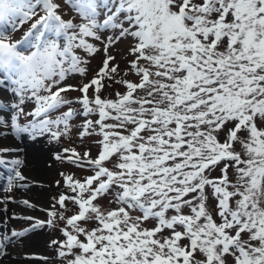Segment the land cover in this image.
I'll list each match as a JSON object with an SVG mask.
<instances>
[{
	"label": "snow or ice",
	"instance_id": "obj_1",
	"mask_svg": "<svg viewBox=\"0 0 264 264\" xmlns=\"http://www.w3.org/2000/svg\"><path fill=\"white\" fill-rule=\"evenodd\" d=\"M66 3L79 23L62 18L57 0H0V25L15 31L30 22L16 40L0 29V87L12 94L0 100V135L58 138L54 126L66 131L74 112L48 115L69 103L62 95L69 90L82 93L76 102L85 117L98 116L86 119L80 133L101 136L96 158L74 149L57 156L92 171L83 181L64 177L75 195L62 193L57 203L63 208L71 201L78 212L61 229L65 239L52 241L59 256L72 255L67 264H264V0ZM89 38L102 43L103 66L78 89L62 86L69 76L86 74L77 50L99 51ZM129 38L138 83L115 80L119 67L110 66L109 47ZM105 78L126 90L102 99ZM25 101H34L32 111ZM113 158L110 169L105 163ZM8 163L0 159V166ZM217 168L220 175L212 177ZM15 177L24 179L19 171ZM108 194L118 207L104 211L95 201ZM48 215L31 228L52 225L58 213ZM87 221L97 227H81ZM148 221L153 227H143ZM28 231L0 233V256Z\"/></svg>",
	"mask_w": 264,
	"mask_h": 264
},
{
	"label": "rangeland",
	"instance_id": "obj_2",
	"mask_svg": "<svg viewBox=\"0 0 264 264\" xmlns=\"http://www.w3.org/2000/svg\"><path fill=\"white\" fill-rule=\"evenodd\" d=\"M57 2L61 4L60 15L64 20H71L74 23L80 22L81 18L71 9L68 4L64 2V0H57ZM17 23H19V21H17ZM26 26L27 23H25L15 31H7L5 35H7L10 39L15 40L18 35L25 30ZM107 35L111 36L112 32L109 31ZM102 40L106 42V37H102ZM89 42L94 43L99 49V51L95 54L88 55L82 49L77 50V55L87 61L86 64L82 65L86 68V74H73L62 82V86L72 85L75 89H78L84 84L89 83L96 76L99 69L103 66L105 53L103 51L102 43L100 41L94 40L93 38H89ZM131 43L132 41L130 38L121 39L113 46L109 47L108 55L115 57V59L110 62V66L118 65L119 67V73L115 76V80L124 79L138 83L139 77L131 71L129 65V62L134 59V57L129 54V47ZM103 83L105 86L100 91V96L102 99H115V94L117 92L123 93L126 90L124 86L115 83L114 80H109L105 78ZM1 89L3 90V88L0 87V94L4 97V100L10 101L12 97L11 92L2 91ZM54 89L55 88H53V90ZM94 91V88H90L89 94L94 95ZM63 96L66 100H68L67 97L72 96L76 98L78 96H82V93L77 90H69V92H66ZM34 107V101H25V111L30 112ZM69 108L73 110L74 115L68 121L67 130H64L63 124L54 126L53 128L54 131H61L62 134L58 138L52 139L50 133H45L44 135L37 136L34 139H30L27 136H24V138H28L30 142L40 140L43 143V147H33V149H31V154L33 153V157L41 163L34 165L36 167L39 166V171L37 170V173H34L35 178H32L34 184H30L32 186L29 187V194H26L24 192V189H21L22 187L19 185V183H16L15 185V179L12 180V183L9 184V187L7 189H0V233L7 232L10 235L12 230L22 231L28 226L33 225L36 220H43L45 222L49 220V211L55 210L58 213L55 218H52V225L44 224L40 227L33 229V232H31L32 234L27 232L22 237L14 238V242L12 244L15 245L21 253L19 254V256L10 257L9 259L6 258V262L18 261L17 257L20 259H24L25 261H34L36 264H56L57 261H62L67 264V261L69 260V255L65 257L58 256V251L55 248V246L58 245H53L52 241H61L65 239L61 231V229L66 227L65 217L75 211L77 206H74L71 201H66L65 206L61 208L60 205H58V203L56 202V200L62 193L66 196H73L72 193L69 194L65 191L69 189V187L65 184V176H71L75 180L78 179L82 181L84 179V175L90 174L92 173V171L89 170L87 167H80L77 164L63 162L64 159H58L57 156L63 157V155H66L67 153L64 151L65 149H75L78 152H81L82 154L87 151L90 153L91 157L94 158L100 151V145L98 141L101 139L100 136L91 129H89L91 133L89 135H84L83 137L78 135V133H81L83 131V114L73 102L69 101L68 104L62 105L59 109L51 111L48 118L54 120L59 117L62 113L68 111ZM20 122L24 123V120H20ZM231 126L232 124L228 125L229 128ZM260 126L264 127V124ZM226 132L227 129H225L224 132L220 133L219 139L221 140V142L224 141ZM244 135L245 133H240L241 137H244ZM11 141H13V143H11ZM13 144L15 146H19L17 148L19 150L18 152H25V157L28 148L23 141L21 144L20 139L17 140L12 135L6 134L4 136H0L1 151L4 148L11 149V145ZM234 147L236 151H242L241 145L239 143L235 144ZM2 156L3 154L1 152L0 157ZM115 163L116 160L115 158H113L108 162V167L110 169L113 168ZM23 171L24 170H22V172ZM219 174L220 170L219 168H217L211 173V176L214 177ZM22 176L25 178L24 174ZM229 176L234 183L236 179L234 170H229ZM21 199H26L32 206L30 207L28 205L23 204ZM95 203L99 205L104 211L118 207L114 200L113 194H108L102 199H97ZM215 203L216 202L211 197L209 190L208 205L210 210H213V214H215ZM184 211L187 214L188 210L185 209ZM60 213L63 214L64 219H60ZM131 214L134 216L139 215V213L135 211ZM13 216L17 218H13ZM24 217H30L31 219H24ZM81 227L90 230L92 228L97 227V224L95 221H87L82 222ZM143 227L151 228L153 227V222H145ZM69 230H71L70 227ZM28 235H31V238L27 237ZM23 237L28 239L26 243H29L30 245H33V243L37 240H47L46 242L48 244H51L52 253L50 254V256H40L38 258L33 257L32 252L38 250L36 248H33V246H29L28 244L19 245L18 243H20V240ZM80 239L84 240L85 238L84 236H80ZM182 243H187V241H183ZM75 251L78 253V249Z\"/></svg>",
	"mask_w": 264,
	"mask_h": 264
},
{
	"label": "bare ground",
	"instance_id": "obj_3",
	"mask_svg": "<svg viewBox=\"0 0 264 264\" xmlns=\"http://www.w3.org/2000/svg\"><path fill=\"white\" fill-rule=\"evenodd\" d=\"M6 139H11V138H6ZM22 141L26 144V146L28 148L27 152H26V156L24 157L25 152L23 153V152H16V151L9 154L8 156H10V159H12V161H14V160H20L21 161V163L19 164V166L22 165L20 168V173H21V175L24 174L25 178L23 180H19L17 182L20 185H22L21 189H24V192L26 194H29V190H30L29 187L34 184L33 183L34 181L32 180V178H35L34 173H37V170L39 169V166L36 167L34 165L41 163L40 161L38 162V160H36L33 157V153L31 154V151H32L31 149H33V147H35V148L43 147V143L40 140L30 142V140L28 138H24V137L21 138V141H20L21 144H22ZM11 143H13V141H11ZM21 146H23V145H21ZM11 147L15 148V150H17V148L19 146H15L13 144V145H11ZM22 170H24V171L22 172ZM30 184H32V185H30ZM27 237L31 238V235H28ZM27 240L28 239H26V238H22L20 240V243H18V244L19 245L20 244L21 245L28 244L29 246H33V248H36L38 250V251L32 252V254L41 253L42 256H50V254L52 253V248L47 244V242H46L47 240L46 241L45 240L44 241L37 240L36 242L33 243V245L26 243ZM28 245H26V246H28ZM20 253H21L20 250L15 245H11V243L8 244V246L6 247V255H3V257H2L3 259L2 258L0 259V264H36L34 261H25L24 259H20L18 257H17L18 261H14V262L13 261H11V262L5 261L6 258L9 259L10 257L19 256Z\"/></svg>",
	"mask_w": 264,
	"mask_h": 264
}]
</instances>
